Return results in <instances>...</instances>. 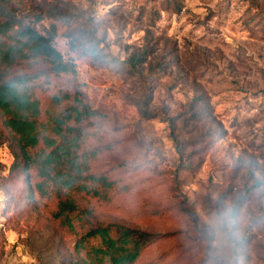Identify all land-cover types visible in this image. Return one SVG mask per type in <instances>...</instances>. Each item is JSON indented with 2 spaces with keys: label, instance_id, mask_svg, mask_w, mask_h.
<instances>
[{
  "label": "rangeland",
  "instance_id": "1",
  "mask_svg": "<svg viewBox=\"0 0 264 264\" xmlns=\"http://www.w3.org/2000/svg\"><path fill=\"white\" fill-rule=\"evenodd\" d=\"M11 1L25 21L41 17L38 31L54 25L55 46L76 71L40 77L34 95L46 106L56 92L74 90L98 113L88 119L79 150L95 151L88 175L114 184L106 191L88 181L101 194L78 196L79 204L92 222L156 236L130 264H209L208 221L222 207L236 214L234 264H264V0ZM86 19L97 25L106 59L70 47V33ZM145 30L150 62L162 68L145 81H125L115 61L130 52L127 46H139ZM144 88L152 95L145 111L156 120H145L134 104ZM167 104V116L201 111L196 130L187 133L188 125L180 137L188 143L182 159L161 121ZM1 129L0 264H67L76 235L48 219L54 201L34 198L27 211L11 202L16 185L7 180L12 156Z\"/></svg>",
  "mask_w": 264,
  "mask_h": 264
},
{
  "label": "trees",
  "instance_id": "2",
  "mask_svg": "<svg viewBox=\"0 0 264 264\" xmlns=\"http://www.w3.org/2000/svg\"><path fill=\"white\" fill-rule=\"evenodd\" d=\"M40 20L38 15L34 21H25L11 0H0V127L12 156L7 180L11 183L9 186L16 187L11 202L27 211L34 198L54 201V208L45 210L48 219L62 232L76 235L73 250L66 257L67 264L133 263L156 236L117 222H92L89 211L83 209L77 199L78 196H100L98 190L90 188L88 181L99 183L106 191L114 184L104 175H88L95 151L79 150L88 119L98 114L97 111H93L74 90L56 92L46 106L33 93L32 84L42 76H74L76 73L73 63L55 46L54 25L38 31L36 24ZM116 25L118 27L119 23ZM120 27L122 30L124 26ZM97 30V25L88 26V19L78 23L70 33L73 37L70 47L95 60L106 59L104 39L97 37ZM150 45V32L145 30L139 46H127L130 52L123 60L115 61L122 65L121 73L127 74L123 80L137 77L135 82L145 81L161 70L159 63L153 65L150 62L154 54ZM23 67L31 71L13 70L18 68L20 71ZM142 71L147 73L146 78L141 77ZM130 90L128 87L125 92L129 94ZM151 96L149 88H144L142 100L134 103L139 115L148 121L159 118L157 114L145 111L152 102ZM170 109L167 104L163 115L167 116ZM199 116L201 111H193L192 117L171 114L161 120L166 124L167 136L174 143L180 159L188 144L180 141V137L188 125L193 124V129H188L187 133L196 130ZM181 119L182 126L178 128L177 122ZM195 142L193 138L190 144ZM78 228L83 231L77 233Z\"/></svg>",
  "mask_w": 264,
  "mask_h": 264
},
{
  "label": "clouds",
  "instance_id": "3",
  "mask_svg": "<svg viewBox=\"0 0 264 264\" xmlns=\"http://www.w3.org/2000/svg\"><path fill=\"white\" fill-rule=\"evenodd\" d=\"M235 221V212L225 207L218 209L208 221V225L214 233L212 250L209 253V264H234L230 257L233 252Z\"/></svg>",
  "mask_w": 264,
  "mask_h": 264
}]
</instances>
